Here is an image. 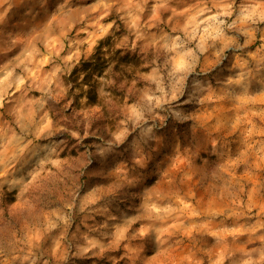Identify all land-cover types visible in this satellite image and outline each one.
Masks as SVG:
<instances>
[{"label":"rangeland","instance_id":"obj_1","mask_svg":"<svg viewBox=\"0 0 264 264\" xmlns=\"http://www.w3.org/2000/svg\"><path fill=\"white\" fill-rule=\"evenodd\" d=\"M0 264H264V0H0Z\"/></svg>","mask_w":264,"mask_h":264},{"label":"trees","instance_id":"obj_2","mask_svg":"<svg viewBox=\"0 0 264 264\" xmlns=\"http://www.w3.org/2000/svg\"><path fill=\"white\" fill-rule=\"evenodd\" d=\"M118 30H116V37L122 36L125 32L124 26L121 22H118ZM115 38L108 37L101 40L95 49V52L87 60H82L80 66L77 67L72 74L66 78V82L73 83L74 86L70 87V94L75 95L76 98L86 97L87 105H100L103 101L114 96H120L122 94V88L119 84V78H117L116 73H119V69L125 67L129 63H134L135 66L138 65L139 57L132 55L127 52L123 54V50L115 49ZM107 71L112 74V76L106 75ZM106 75L107 80L110 78L115 82L114 84H109L106 87V91L110 93L109 97L101 99L99 96L98 89L101 86L100 78ZM83 76L82 82L77 83L78 80ZM136 81H140L136 78ZM87 87L85 90L84 88ZM75 90H79V94H74ZM75 98V97H74ZM112 101V100H111ZM114 101V100H113ZM112 101V102H113ZM111 104V103H110Z\"/></svg>","mask_w":264,"mask_h":264}]
</instances>
